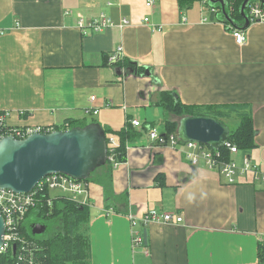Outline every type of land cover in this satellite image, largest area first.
Returning a JSON list of instances; mask_svg holds the SVG:
<instances>
[{"label": "crops", "instance_id": "obj_1", "mask_svg": "<svg viewBox=\"0 0 264 264\" xmlns=\"http://www.w3.org/2000/svg\"><path fill=\"white\" fill-rule=\"evenodd\" d=\"M101 14L114 24L83 35L78 20ZM224 19L201 1L183 8L178 0H0L7 125L48 127L71 118L135 128L125 160L113 166L115 196L107 200L101 184L89 183L91 264H264V182L247 173L227 184L204 161L188 160L184 146L154 145L148 134L149 127L165 134L167 121L179 119L162 105L163 91L202 111L229 110L228 127L248 114L255 146L234 157H249L264 173V22L244 27L243 18L247 41L239 44ZM118 49L146 73L118 69L110 59ZM151 210L184 221L151 223L142 229L143 246H135L128 215Z\"/></svg>", "mask_w": 264, "mask_h": 264}, {"label": "trees", "instance_id": "obj_2", "mask_svg": "<svg viewBox=\"0 0 264 264\" xmlns=\"http://www.w3.org/2000/svg\"><path fill=\"white\" fill-rule=\"evenodd\" d=\"M178 1L181 7L188 8L193 3L200 0ZM244 1L246 0H226V5L232 4L234 6V10L229 14L233 23L231 24L227 19H224L226 24H231L233 27L243 29L238 23H241L244 20L243 18H245L241 12V7ZM212 2L214 4L215 1L212 0L211 4ZM252 2L262 3L259 0H250L249 3ZM214 6L219 9V12H216V14L222 11L221 4L217 3ZM247 12L248 5L244 14L247 15ZM241 24L243 26L245 25L244 22ZM113 63L118 69H127L128 71L136 72L138 74L146 73L148 70L147 67L139 66L136 62L122 57L121 55H119ZM174 94V91H163L161 103L169 112L176 115L179 119L187 115L201 114L209 115L223 121L225 118H230L231 116L229 110L222 111L209 109L208 111H202L199 108L190 107L183 104L179 99H175ZM4 114L5 111H0V138L4 135H8L9 131L14 129V127L1 121V116ZM240 116L242 122L235 128L229 127L230 134L228 140L240 150H250L255 146L252 120L248 114H242ZM86 124L88 123L85 121L70 118L61 125L48 126L46 128H50L51 130L68 129L75 126H85ZM166 125V133H174L177 131L178 121H167ZM105 130L109 144V155L114 156L117 162L124 161L126 144L130 139L135 137V128L128 125L119 130H111L108 128H105ZM110 134L119 137L118 145L112 146L110 142ZM221 154L222 158L227 161L232 158V154L227 147L221 148ZM99 172L101 174L96 176ZM112 172L113 163L108 160L105 166L96 170L91 175L90 179L86 180L88 183L91 181H97L101 184L104 187L107 200L115 196L112 186ZM42 196H44V203L41 206L32 209L27 214L19 229L20 233L34 245L33 251L36 264H91V243L88 235V222L90 219L88 204L81 205L66 195L53 197L50 190H46ZM48 198H52L51 205H48L46 201ZM122 198L126 199V195L123 194ZM37 222L45 223L48 226V232L42 235L34 234L32 231V225ZM18 253V251L14 252L11 249L0 253V264H25V260L23 261L20 259ZM259 258L260 261L264 263V244H261L259 247Z\"/></svg>", "mask_w": 264, "mask_h": 264}, {"label": "built area", "instance_id": "obj_3", "mask_svg": "<svg viewBox=\"0 0 264 264\" xmlns=\"http://www.w3.org/2000/svg\"><path fill=\"white\" fill-rule=\"evenodd\" d=\"M155 0H146L148 6H152ZM205 7L213 12H219V9L214 6L217 3L220 4V0H200ZM226 1V0H225ZM228 14L234 10L232 4L226 5ZM247 19L249 23L264 22V5L260 2H252L248 4ZM128 21L123 18L122 24H127ZM114 21L111 17L101 14L100 16L92 19H85L81 17L78 20V27L81 33L85 36L91 35L95 32L102 31L103 29L112 26ZM121 24V25H122ZM232 27V25H230ZM234 37L239 44H245L247 36L245 31L240 28H233ZM120 50L110 56L111 60H116L120 55ZM95 96L91 97V100H95ZM98 111L95 110L94 113ZM6 115L1 116V121L6 123ZM131 123L136 127H141L142 123L139 119H132ZM13 127V126H12ZM50 128L45 126H32V127H14L9 131L8 135H13L16 138H25L33 132H48ZM148 134L153 144L159 146H184L186 148V157L192 163L198 161H204L210 168H213L219 172L223 177L224 182L227 184H234L237 182L239 175L252 173L256 180L264 182V173L259 170L257 164L253 163L249 157H244L243 161L239 163L234 157L240 153V149L227 140L223 147H227L232 154V158L227 161L222 158L221 149L216 150L206 144H202L196 141L183 142L178 136L177 132L161 134L157 128L149 127ZM112 146L116 145V141L113 138L110 139ZM115 144V145H114ZM109 145V144H108ZM113 166L119 165L114 156L109 155V159ZM59 189L73 201L86 205L90 202L89 183L86 180H78L65 174H51L44 177L37 186L30 192L16 193L7 189H0V211L5 219L6 233L4 236V245L0 248V253H3L9 249L14 252H19L18 256L25 264H36L34 258V245L28 241L20 233V226L25 220L27 214L36 207L41 206L44 203V193L46 190ZM48 205L52 204V198H48ZM132 227H133V244L135 246H143L144 237L143 230L153 222H165L169 224L182 223L183 217L172 212H164L159 210L147 211L142 217L137 218L133 214H129ZM14 245L16 249L14 250ZM145 248V247H144ZM149 253L148 249H146Z\"/></svg>", "mask_w": 264, "mask_h": 264}, {"label": "water", "instance_id": "obj_4", "mask_svg": "<svg viewBox=\"0 0 264 264\" xmlns=\"http://www.w3.org/2000/svg\"><path fill=\"white\" fill-rule=\"evenodd\" d=\"M264 4V0H259ZM222 13L232 24L226 1L220 0ZM250 0L244 1V14ZM177 134L183 142L196 141L213 149H221L229 138L230 129L221 119L209 115H187L178 120ZM109 159L105 128L99 122L49 132H33L25 138L4 135L0 138V189L16 193L32 191L51 174H65L78 180L90 179ZM47 225H32L34 234L46 233ZM5 219L0 211V248L4 245ZM16 249V245H14Z\"/></svg>", "mask_w": 264, "mask_h": 264}, {"label": "rangeland", "instance_id": "obj_5", "mask_svg": "<svg viewBox=\"0 0 264 264\" xmlns=\"http://www.w3.org/2000/svg\"><path fill=\"white\" fill-rule=\"evenodd\" d=\"M229 126H231L232 128H235L236 126H238V121L236 122V120H231L230 123H229ZM113 138L112 136H110V139ZM101 173H97L96 176L100 175ZM51 191V194L53 197L55 196H65L66 194H64L61 190L59 189H55V190H50ZM67 196V195H66Z\"/></svg>", "mask_w": 264, "mask_h": 264}, {"label": "flooded vegetation", "instance_id": "obj_6", "mask_svg": "<svg viewBox=\"0 0 264 264\" xmlns=\"http://www.w3.org/2000/svg\"><path fill=\"white\" fill-rule=\"evenodd\" d=\"M45 220V219H44ZM46 232H48V226H47V230H46Z\"/></svg>", "mask_w": 264, "mask_h": 264}, {"label": "clouds", "instance_id": "obj_7", "mask_svg": "<svg viewBox=\"0 0 264 264\" xmlns=\"http://www.w3.org/2000/svg\"><path fill=\"white\" fill-rule=\"evenodd\" d=\"M191 199V198H190Z\"/></svg>", "mask_w": 264, "mask_h": 264}]
</instances>
